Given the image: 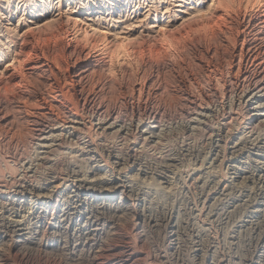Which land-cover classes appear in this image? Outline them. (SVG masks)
I'll use <instances>...</instances> for the list:
<instances>
[{
	"label": "rangeland",
	"instance_id": "obj_1",
	"mask_svg": "<svg viewBox=\"0 0 264 264\" xmlns=\"http://www.w3.org/2000/svg\"><path fill=\"white\" fill-rule=\"evenodd\" d=\"M263 2L0 0V204L7 206L0 205L1 230L7 229V225H18L23 227L22 231L27 230L26 236L39 238L47 217L50 224L56 225V219L66 217L71 211L78 216L79 212L97 206L124 205L132 213L128 219L119 217L120 228L125 233H118L107 243L118 242L125 248H133L136 254H121L120 259L125 262L120 260L117 264H246L248 258L250 264H264V171L260 172L262 177L249 178L248 172L237 177L228 165L235 157L229 147L232 141L255 143L264 148V96H251L256 80L264 76V60L254 58L252 50L233 48L240 47L237 31L243 27L242 16L245 12L248 16L259 5L264 11ZM216 6L226 18L204 31H194L193 23L199 17L209 16ZM58 21L64 22L69 30L84 34L83 38L105 32L107 41L124 46L120 53H108V71L98 77L106 81L105 94L97 92L96 84L90 80L72 84L68 79L69 83L63 84L66 100L79 106L77 111L81 112L76 120L83 123L81 126L74 120L70 122L72 118L67 116L59 93H56L58 97L52 95L53 98L40 78H29L22 88L4 75L8 66L15 67L16 46L24 44V34L29 29L35 34L29 36V46L39 43L37 46L43 47L48 43L61 49L60 43L67 37L64 25L63 37L57 35L50 41L43 38L46 31L58 28ZM169 31L174 35L181 33L171 38ZM159 37L166 44L163 43L161 50L149 51L151 56L148 50L130 52L132 44H146L143 39L155 41ZM84 43H87L85 39L81 44ZM208 48L215 51L213 61L203 54L202 50ZM202 56L200 66L196 63ZM90 107L101 115L118 116L119 120L101 127L96 124L97 117L88 111ZM255 111L257 119H249V114ZM149 113L155 114L156 123H151V119L138 122V116L144 119ZM222 135L226 138L220 142L219 155L212 156L208 152L214 136ZM117 153L125 160L116 162L113 155ZM136 154L145 161L148 172L132 170ZM254 156L250 154L245 159L244 166L248 169H254V164L248 163ZM75 160L83 161L84 168L77 167L80 171L72 166ZM166 163L170 165L165 176H158L157 167ZM49 174L51 180L55 179L51 184L47 183ZM115 175L119 179L123 175L122 180L129 185L124 195L82 194L75 183L76 178H84L87 183L90 181V188L112 187L119 180ZM13 196L20 198L18 203L11 204ZM2 231L0 240L2 234L5 237ZM48 231L44 239L58 238L52 228Z\"/></svg>",
	"mask_w": 264,
	"mask_h": 264
},
{
	"label": "bare ground",
	"instance_id": "obj_2",
	"mask_svg": "<svg viewBox=\"0 0 264 264\" xmlns=\"http://www.w3.org/2000/svg\"><path fill=\"white\" fill-rule=\"evenodd\" d=\"M220 1V0H217ZM263 1V0H261ZM226 0H223V3H225ZM264 3V2H263ZM262 3V4H263ZM217 4V3H216ZM217 7V6H216ZM260 7V8H258ZM257 9L250 12L247 16V12H245V15L242 16L245 21L243 24V27L241 30L237 31V37L240 40V47H233L236 50L238 49H247L252 50L251 53L253 54V57L256 59H262L264 60V11L261 9V6L259 5ZM215 8V7H214ZM212 8L211 10H213ZM220 8V7H219ZM218 7L214 9V11H211L209 16L206 17H199L194 24V28L192 27V30H199L204 31L206 27H210V25H216L217 20L219 19H225L226 15L222 14L221 11H219ZM253 9V8H252ZM222 10V9H221ZM61 21V20H60ZM58 21L59 25L58 28H54V31L51 32H45L43 35V38L49 39V41L56 37L57 35L62 36L61 32L63 29L64 22ZM243 22V21H242ZM43 24V23H42ZM39 25V24H38ZM209 25V26H208ZM45 26V25H44ZM64 29L65 33L67 35L66 39L64 38V41H61L60 48L58 46H53L45 44L43 47H38L37 43L33 44L31 46L28 45V43L31 42V38L29 36H34L32 34V31L29 29L27 31L24 37V44L22 46L17 47L16 46V54L14 56V63L16 64L15 67L9 68L7 67L6 73L4 74L8 79H11L15 82H17L18 86H25V82L29 81V78L35 77L36 79L40 78L39 81H42L43 84H45L48 87V93L52 96L58 97L60 96V101L62 102L63 108L69 115L68 117L72 118L75 122H78L81 126L83 123H81L80 120H76V117H79V111H77V108L79 107L77 104H75L73 101L66 100L67 98L64 96V89L63 84H67L68 79H71L72 84H76V82H82L85 80H90L93 84H96L97 92L100 94H105L107 89V84L105 80L99 79L100 76L103 74L105 75L108 71L109 67V59L107 58L110 53H117L124 50V46L120 43H110L111 41H107V33L103 34H92L89 39L83 38L84 34H80V32L71 31L68 28L65 27ZM239 26V24H238ZM188 27V26H187ZM241 27V26H240ZM35 28V27H34ZM42 29V28H41ZM52 29V27H51ZM50 29V30H51ZM38 29H35V31ZM190 30V29H189ZM39 31V30H38ZM37 31V32H38ZM42 30H40L41 33ZM171 33V31H169ZM177 32V31H175ZM183 32V31H182ZM36 33V32H34ZM39 33V34H40ZM167 33V32H166ZM169 33V35H170ZM179 33V32H177ZM176 33V34H177ZM181 33V32H180ZM179 33V35H180ZM189 33V32H188ZM161 34V33H160ZM168 34V33H167ZM166 34V35H167ZM175 34V35H176ZM37 35V34H36ZM104 35V37H102ZM154 35V34H153ZM164 35V34H163ZM162 35V36H163ZM174 33H171V38L175 37ZM182 35V34H181ZM187 35V34H186ZM192 35V34H191ZM155 36V35H154ZM161 36V35H160ZM168 36V35H167ZM166 36V37H167ZM38 37V36H37ZM41 37V35H40ZM63 37V36H62ZM65 37V36H64ZM151 37V36H149ZM169 37V40L171 38ZM178 37V36H177ZM183 37V36H181ZM180 37V38H181ZM188 37V36H187ZM227 37V35H226ZM39 38V37H38ZM106 38V39H105ZM145 38V37H144ZM155 38V37H154ZM229 38V37H227ZM40 39V38H39ZM62 39V38H61ZM86 40V44H81V42ZM151 39V38H150ZM159 40L155 41H143L147 42L146 44H140L138 46L132 44L130 48V52H138L141 51L144 52L146 50L151 51L152 50H161L160 47H162L165 43L161 40V37L158 38ZM163 39V38H162ZM168 39V38H167ZM176 39V38H175ZM43 40V39H42ZM140 40V39H139ZM149 40V39H148ZM166 40V39H163ZM179 40V39H178ZM22 41V40H21ZM39 41V40H38ZM36 42V41H35ZM44 42V40H43ZM48 42V41H47ZM114 42V41H113ZM119 42V41H118ZM143 42V43H144ZM174 42V41H173ZM180 42V41H179ZM229 42V40H228ZM18 42H16L17 44ZM177 43V42H176ZM41 44V42H40ZM166 44V43H165ZM171 44V42L169 43ZM226 44V43H225ZM20 45V44H19ZM43 45V44H41ZM166 46V45H165ZM168 47H170L168 45ZM128 48V49H129ZM167 48V46L165 47ZM229 48V47H228ZM164 48H162L163 50ZM154 51V52H155ZM164 51V50H163ZM203 54L206 55L210 60L216 56L215 51L211 48L202 50ZM160 53V51H158ZM168 52V51H167ZM109 53V54H108ZM150 53V52H149ZM156 53V52H155ZM154 53V54H155ZM158 53V55H159ZM165 53V52H164ZM152 53H150L151 56ZM202 54V53H200ZM246 54V53H245ZM251 54V55H252ZM238 55V54H237ZM212 58V59H211ZM240 58V57H239ZM248 58V57H247ZM203 56L200 58H197L198 65L202 66L203 62ZM241 59V58H240ZM239 59V60H240ZM250 59V58H249ZM246 60V59H245ZM253 60V59H252ZM209 61V60H208ZM213 61V60H212ZM196 62V61H195ZM251 62V61H250ZM264 62V61H263ZM13 63V64H14ZM254 63V62H252ZM260 63V62H259ZM262 64V63H261ZM254 65V64H253ZM263 65V64H262ZM239 66V65H238ZM246 66V65H245ZM256 66V65H255ZM20 70V71H17ZM239 69V68H238ZM248 69V67H247ZM213 70V69H211ZM261 70V69H260ZM246 71V70H245ZM4 72V71H3ZM246 74V73H245ZM248 74V73H247ZM264 74V73H263ZM2 75V74H1ZM2 75V76H4ZM243 75V74H242ZM250 76V75H249ZM99 77V78H98ZM151 77V76H150ZM260 77V76H259ZM34 78V79H35ZM253 78V77H252ZM251 78V79H252ZM215 79V78H214ZM236 79L238 77L236 76ZM242 79V77H241ZM101 80V81H100ZM240 80V79H238ZM32 81V80H31ZM70 81V80H69ZM68 81V83H69ZM156 81V80H153ZM215 81V80H214ZM243 81H245L243 79ZM30 83V82H28ZM41 83V82H40ZM88 83V82H87ZM256 84L253 86V93L251 96H264V76L262 79L256 80ZM71 84V83H70ZM213 84V83H212ZM239 84V83H238ZM35 84H33L34 86ZM84 85V84H83ZM228 85V82L225 84ZM44 86V85H43ZM157 86V85H156ZM26 87V86H25ZM53 87V88H52ZM68 87V86H67ZM217 88V85H215ZM238 87V86H237ZM248 87V86H247ZM45 88V87H44ZM229 88V87H228ZM243 88V87H242ZM28 89V88H27ZM41 89V88H40ZM52 89V90H51ZM141 89V87H140ZM139 89V90H140ZM235 89V88H233ZM252 89V87H251ZM23 90V89H22ZM32 90V89H30ZM27 91V90H25ZM46 91V90H45ZM230 91V90H229ZM31 93L33 91H30ZM140 92V91H139ZM226 92V91H225ZM235 92V91H234ZM56 93H59L58 96ZM209 93V92H208ZM228 93V92H227ZM226 93V94H227ZM28 94V93H27ZM141 94V92H140ZM48 95V94H47ZM46 95V96H47ZM229 95V93H228ZM25 96V95H24ZM29 96V95H28ZM45 96V95H44ZM52 96V97H53ZM84 96V95H83ZM98 97V96H97ZM260 97V99H261ZM54 98V97H53ZM256 98V97H255ZM263 98V97H262ZM56 99V98H55ZM59 99V98H58ZM248 99V98H247ZM222 100V99H221ZM76 101V100H75ZM52 102V101H51ZM50 102V103H51ZM90 102V101H89ZM88 102V103H89ZM243 102V101H242ZM55 103V102H54ZM195 103V102H194ZM208 103V102H207ZM223 103V102H222ZM250 103V102H249ZM90 104V103H89ZM92 104V103H91ZM245 104V103H244ZM30 105V104H29ZM52 105V104H51ZM50 105V106H51ZM59 105V104H58ZM61 105V107H62ZM95 105V104H94ZM241 105V104H240ZM23 106V105H22ZM48 106V105H46ZM60 106V105H59ZM237 106V105H236ZM84 107V104L82 105ZM251 107V106H250ZM55 108V106H54ZM53 108V109H54ZM60 108V107H59ZM85 108V107H84ZM90 107L88 109L91 110L92 115L96 116L98 121H96V124H100L101 127H105L106 124L108 126H111L110 124H114L118 118V116H112L113 114L105 113V115H101L100 113H97L95 111L96 109H91ZM94 108V106H93ZM112 108V107H111ZM196 108V107H195ZM194 108V109H195ZM246 108V107H245ZM23 109V108H22ZM52 109V108H51ZM87 109V108H86ZM99 109V108H98ZM102 109V108H101ZM251 109V108H250ZM42 110V109H41ZM49 110V109H48ZM115 110V109H114ZM52 111V110H51ZM84 111V110H82ZM95 111V113H93ZM259 111V110H258ZM101 112V111H100ZM197 112V111H196ZM202 112V111H201ZM250 112V111H249ZM110 113V112H109ZM112 113V112H111ZM118 113V111H117ZM141 113V111H140ZM158 113V112H157ZM199 113V112H198ZM231 113V112H230ZM260 113V112H259ZM90 114V113H89ZM104 114V113H103ZM258 114V113H257ZM46 115V113H45ZM44 115V116H45ZM79 115V116H78ZM85 115V114H83ZM233 115V114H232ZM249 119L255 120L257 119L256 111L254 113L249 114ZM259 115V114H258ZM51 116V115H50ZM158 116V115H157ZM262 116V115H261ZM53 117V116H52ZM87 117V116H85ZM89 117V116H88ZM91 117V116H90ZM89 117V118H90ZM132 117V116H131ZM138 119V122H142L143 120L151 119L153 121H150L151 123H156L157 119L155 114L149 113L148 116H146L144 119L141 118V116ZM225 117V116H224ZM232 117V116H231ZM251 117V118H250ZM263 117V116H262ZM65 118V117H64ZM84 118V117H83ZM88 118V119H89ZM41 119V118H39ZM44 119V118H43ZM125 119V117H124ZM229 119V117H228ZM58 120V119H57ZM82 120V119H81ZM112 120V121H111ZM117 120V121H118ZM227 120V117H226ZM250 120V121H251ZM40 121V120H39ZM50 121V120H49ZM91 121V120H90ZM123 121V120H122ZM229 121V120H228ZM59 122V121H57ZM220 122V121H219ZM264 122V121H263ZM66 123V122H65ZM149 123V122H148ZM211 123V122H210ZM50 124V123H49ZM71 124V123H70ZM95 124V123H94ZM133 124V123H132ZM224 124V123H223ZM47 125V124H46ZM51 125V124H50ZM60 125V124H59ZM67 125V124H66ZM65 125V127H66ZM38 126V125H37ZM78 126V127H80ZM99 126V125H98ZM136 126V125H135ZM148 126V125H147ZM69 127V126H68ZM85 127V126H84ZM100 127V128H101ZM144 127V126H143ZM37 127H35L36 129ZM42 128V127H40ZM46 129V127L44 126ZM52 128V127H51ZM49 128V129H51ZM60 128V126H59ZM108 128V127H106ZM105 128V129H106ZM148 128V127H147ZM227 128V127H226ZM53 129V128H52ZM56 129V128H55ZM72 129V128H70ZM91 129V128H90ZM93 129V128H92ZM137 129V126H136ZM135 129V130H136ZM140 129V128H139ZM40 130V129H39ZM85 130V129H84ZM111 130V129H110ZM141 130V129H140ZM41 131V130H40ZM49 131V130H48ZM92 131V130H91ZM96 131V130H95ZM106 131V130H104ZM131 131V130H129ZM139 131V130H138ZM218 131V130H217ZM44 132V131H43ZM47 132V131H46ZM77 132V131H74ZM73 132V133H74ZM102 132V131H101ZM137 132V130H136ZM38 133H40L38 131ZM81 133L84 134V131L82 130ZM71 134V133H70ZM79 134V133H78ZM137 134V133H136ZM54 135V134H53ZM42 136V135H41ZM78 136V135H77ZM99 136V135H98ZM108 136V135H107ZM106 136V137H107ZM136 136V135H135ZM109 137V136H108ZM107 137V138H108ZM113 137V136H112ZM115 137V134H114ZM118 137V136H117ZM143 137V136H142ZM145 137V136H144ZM37 138V137H36ZM79 138V136H78ZM104 138V137H103ZM225 136H214V139L212 141V149L208 152L209 154L212 153V156L217 157L219 155V151L222 148V144L220 143L221 140H225ZM52 139V138H51ZM77 139V138H76ZM119 139V138H118ZM127 139V137L125 138ZM131 139V138H130ZM136 139V138H135ZM231 139V138H230ZM45 140V139H44ZM58 140V139H57ZM78 140V139H77ZM82 140V139H81ZM108 140V139H106ZM42 141V139H41ZM65 141V140H64ZM93 141V140H92ZM116 141V137H115ZM131 141V140H130ZM136 141V140H134ZM143 141V140H142ZM146 141V140H145ZM149 141V140H148ZM62 142V141H61ZM78 141H76L77 143ZM81 142V141H80ZM87 142V141H86ZM110 142V141H109ZM141 142V141H139ZM227 142V141H226ZM38 143H40L38 141ZM79 143V142H78ZM93 143V142H92ZM104 143V142H103ZM142 143V142H141ZM144 143V142H143ZM35 144V143H34ZM65 144V143H64ZM70 144V142H69ZM74 144V143H72ZM89 142L86 144L88 146ZM106 144V143H105ZM140 144V143H139ZM41 145V143H40ZM60 145V144H59ZM85 145V144H84ZM83 145V146H84ZM57 146V145H56ZM62 146V145H61ZM60 146V147H61ZM72 146V145H71ZM74 146V145H73ZM80 146V145H79ZM82 146V147H83ZM84 146V147H86ZM115 146V145H114ZM141 146V145H140ZM47 147V146H46ZM50 147V146H49ZM55 147V145H54ZM75 147V146H74ZM81 147V146H80ZM81 147V148H82ZM89 147V146H88ZM126 147V146H125ZM131 147V146H130ZM231 151L233 150L235 157L231 158L227 163L228 165L234 170V173L237 177H243L242 174L245 172H248L249 178L253 177H262L263 173L260 174V172L264 171V148L260 145H256L255 143H241L237 141L230 142L229 145ZM80 148V149H81ZM95 149V147H92ZM122 148V145L121 147ZM53 149V148H52ZM55 149V148H54ZM84 149V148H83ZM82 149V150H83ZM86 149V148H85ZM89 149V148H88ZM99 149V148H98ZM96 150V149H95ZM78 151V150H77ZM80 151V150H79ZM71 152V151H70ZM89 152V151H88ZM93 152V151H92ZM111 152V151H109ZM133 152V150H132ZM164 152V151H163ZM72 153V152H71ZM124 153V152H123ZM206 153V152H205ZM68 154V152H67ZM76 154V153H75ZM88 154V153H87ZM94 154V153H93ZM103 154V153H102ZM164 154V153H163ZM251 155H255L253 158L250 157V160H248L249 164H254V169L250 168L248 169L247 166H244V163L246 162V157ZM55 155V154H54ZM84 154L81 155L83 157ZM137 155V154H136ZM33 156V155H32ZM44 156V155H43ZM46 156V155H45ZM58 156V155H57ZM168 156V155H167ZM80 157V156H79ZM88 157V156H86ZM85 157V158H86ZM141 157V156H140ZM220 157V156H219ZM71 158V157H70ZM84 158V159H85ZM93 158V157H92ZM91 158V159H92ZM113 158L116 160V162L125 160V157L120 155L119 153L113 155ZM137 161L135 165L132 166V170H140L141 172H148L146 168L145 161L138 158V155L136 156ZM165 158V157H164ZM174 158V157H173ZM46 159V157H45ZM65 159V158H64ZM68 159V158H67ZM130 159V158H129ZM134 159V158H133ZM214 159V157H213ZM248 159V158H247ZM93 160V159H92ZM89 160V161H92ZM128 160V159H127ZM126 160V161H127ZM67 161V160H66ZM74 161V160H72ZM71 161V162H72ZM74 164L72 165L74 169H77L80 171L79 168H84L83 161L75 160ZM67 162V163H71ZM87 162V161H86ZM96 162V161H95ZM115 162V161H113ZM115 162V163H116ZM134 163V160L132 161ZM41 163V162H40ZM73 163V162H72ZM85 163V161H84ZM97 163V162H96ZM240 165H237V164ZM30 164V163H29ZM117 164V163H116ZM123 164V162H122ZM132 165V163H130ZM129 164V165H130ZM115 165V164H114ZM118 165V164H117ZM128 165V164H127ZM170 163L162 164V167L159 168L157 171L158 176H165V172L168 169ZM97 166V165H96ZM250 166V165H248ZM56 167V166H55ZM54 167V168H55ZM58 167V166H57ZM93 167V166H92ZM126 167V166H125ZM119 168V167H118ZM156 168V169H157ZM37 169V168H36ZM67 169V168H66ZM70 169V168H69ZM97 169V168H96ZM130 169V168H128ZM154 169V168H153ZM152 169V170H153ZM30 170V169H29ZM89 170V169H88ZM93 170V169H92ZM91 170V171H92ZM95 170V169H94ZM93 170V172H94ZM126 170V169H125ZM70 171V170H69ZM73 171V169H72ZM71 171V172H72ZM85 171V170H84ZM128 170H126L127 172ZM195 171V170H194ZM50 172V171H49ZM62 172V171H61ZM67 172V170H66ZM89 172V171H88ZM97 172V171H96ZM125 172V171H124ZM135 172V171H134ZM151 172V171H149ZM155 172V171H154ZM259 172V173H258ZM46 173V172H45ZM85 173V172H84ZM87 173V172H86ZM91 173V172H90ZM129 173V172H127ZM137 173V172H135ZM133 173V174H135ZM24 174V173H23ZM70 174V173H69ZM73 174V173H72ZM71 174V175H72ZM98 174V173H97ZM100 174V173H99ZM122 174V173H121ZM132 174V175H133ZM139 174V173H138ZM145 174V173H144ZM167 174V173H166ZM51 174H49L50 176ZM80 175V174H79ZM78 175V176H79ZM87 175V174H86ZM130 174V176H132ZM146 175V174H145ZM156 175V174H155ZM85 176V175H83ZM82 176V177H83ZM88 176V175H87ZM90 176V174H89ZM96 176V175H94ZM113 176V174H112ZM116 176V175H115ZM114 176V177H115ZM123 176V175H122ZM122 176L119 180H116V184L112 187H106L101 186L99 189L88 185L90 182H86V179H77L76 178V184H78L77 188L83 191L82 194H87L91 196H101V195H109V194H119L122 195L123 192H126L127 188L129 187L128 184H126L122 180ZM128 176V175H125ZM50 176L47 183H53L55 180H51ZM69 177V176H68ZM111 177V176H110ZM63 178V177H62ZM74 178V177H73ZM113 178V177H112ZM111 178V179H112ZM126 178V177H125ZM158 178V177H157ZM65 179V178H64ZM96 179V178H95ZM106 179V178H105ZM104 179V180H105ZM128 179V178H127ZM137 179V178H136ZM239 179V178H238ZM241 179V178H240ZM67 180V179H66ZM72 180V179H70ZM92 180V179H91ZM102 179V181H104ZM258 180V179H257ZM69 181V180H68ZM88 181V180H87ZM96 181V180H95ZM136 181V180H135ZM129 183V181H127ZM74 184V183H73ZM100 184V179H99ZM102 184V183H101ZM105 184V183H104ZM31 185V184H30ZM107 185V184H106ZM110 185V184H109ZM220 185V184H219ZM27 186V185H26ZM34 187V186H33ZM12 188V187H11ZM24 188V187H23ZM44 188V187H43ZM29 190V189H28ZM132 190V189H131ZM20 191V190H19ZM25 191V190H24ZM31 191V190H30ZM135 191V190H134ZM12 193V192H11ZM14 193V192H13ZM27 193V192H26ZM33 193V191L31 192ZM40 193V192H39ZM80 193V192H79ZM20 194V193H19ZM25 194V193H24ZM45 194V193H44ZM129 194V193H128ZM11 195V194H10ZM47 195V194H46ZM71 195V194H70ZM124 195V194H123ZM21 196V195H20ZM25 196V195H24ZM27 196V195H26ZM69 196V195H68ZM137 196V195H135ZM31 197V196H30ZM38 197V196H37ZM70 197V196H69ZM72 197V196H71ZM86 197V196H85ZM129 197V196H128ZM102 198V197H101ZM127 198V197H126ZM18 197L13 196L10 200L11 204L18 203L19 202ZM30 199V198H29ZM78 199V198H77ZM76 199V200H77ZM104 199V198H103ZM109 199V198H108ZM122 199V198H120ZM31 200V199H30ZM83 200V199H82ZM131 200V198H130ZM28 201V199H27ZM32 201V200H31ZM41 201V200H40ZM86 201V200H85ZM120 201V200H119ZM122 201V200H121ZM97 202H99L97 200ZM5 203V202H4ZM28 203V202H27ZM35 203V202H34ZM73 203V202H72ZM8 204V203H7ZM6 204V205H7ZM120 204V203H119ZM1 205V204H0ZM2 204L1 206H3ZM79 205V203H78ZM102 205V204H101ZM113 205V204H112ZM111 205V206H112ZM116 205V204H115ZM22 206V205H21ZM72 206V205H71ZM110 206V205H109ZM7 208V206H3ZM45 207V206H44ZM73 207V206H72ZM78 207V206H77ZM81 207V206H80ZM10 208V207H9ZM83 208V207H82ZM15 209V208H14ZM79 209V208H78ZM11 211V210H10ZM14 211V210H13ZM54 211V210H53ZM70 211V210H69ZM79 211V210H78ZM81 211V209H80ZM84 211V210H83ZM1 214V213H0ZM132 214L129 207H126L124 205L121 206H115V207H105V206H97V208H94L93 210L90 209L86 212H79V215L75 216V213L73 211L69 212V214L66 217H63L61 219H56V225L50 224L49 221H47V218L45 216H41L44 219V227H42V235L41 237L37 238L36 236L32 237L31 234H29L28 237L26 236V232L22 231L23 227H16V225H7V229H3V231L0 228V231L5 232L3 240H0V264H117L116 262L122 261L121 254L132 256L134 254L133 248H125L124 245H120L118 242H114L113 244H110V240L114 237L118 236V233H125L123 230H121L120 226L121 223L119 222L120 219H128L129 215ZM142 214V213H141ZM4 215V214H2ZM6 215V214H5ZM64 216V213L62 214ZM39 216V215H38ZM61 216V215H60ZM69 216V217H68ZM1 217V216H0ZM78 217V218H77ZM150 218V217H149ZM40 219V218H39ZM142 219V218H141ZM158 219V218H157ZM49 220V219H48ZM13 221V220H12ZM157 221V220H156ZM151 222H154V219L152 217ZM158 222V221H157ZM157 222L155 223L157 225ZM24 225V224H23ZM51 225V226H50ZM161 225V224H160ZM153 226V225H152ZM155 226V225H154ZM174 226V225H173ZM52 228V232L57 234L58 238L56 239H44V235L48 231V228ZM4 228V227H3ZM36 229V228H35ZM38 230V229H37ZM121 231V232H120ZM30 232V231H29ZM28 232V233H29ZM32 232V231H31ZM61 232V233H60ZM50 233V232H49ZM53 235V234H52ZM56 236V235H55ZM44 237V238H43ZM118 239V237H117ZM119 240H121L119 238ZM112 241V240H111ZM110 242V243H107ZM95 243L96 245L93 246ZM112 246H110V245ZM129 244V242H128ZM132 244V243H131ZM130 245V244H129ZM122 246V247H121ZM131 246V245H130ZM135 249V248H134ZM121 250V251H120ZM56 252L57 254H53ZM60 253V254H58ZM136 254V253H135ZM134 254V256H135ZM246 257V256H245ZM253 262V259H251ZM124 261V260H123ZM255 261V260H254ZM261 261V260H260ZM125 262V261H124ZM223 262V261H221ZM250 258L246 259V264H250ZM257 262V261H256ZM120 264V263H118ZM229 264V263H228Z\"/></svg>",
	"mask_w": 264,
	"mask_h": 264
}]
</instances>
